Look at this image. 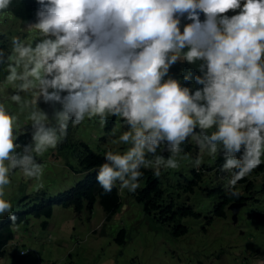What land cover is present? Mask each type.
I'll return each mask as SVG.
<instances>
[{"label": "clouds", "instance_id": "obj_1", "mask_svg": "<svg viewBox=\"0 0 264 264\" xmlns=\"http://www.w3.org/2000/svg\"><path fill=\"white\" fill-rule=\"evenodd\" d=\"M12 3L0 0V14ZM35 4L27 35L0 47V85L22 112L29 109L21 128L0 102V217L16 226L4 199L10 176L19 170L39 181L37 157L86 119L104 126L116 118L125 129L112 143L126 149L106 151L96 168L102 195L117 187L136 193L143 169L157 178L179 169L190 157L183 145L194 141L193 167L201 170L205 155L222 157L226 195L239 198L238 182L264 163V0ZM177 64L189 70L174 76Z\"/></svg>", "mask_w": 264, "mask_h": 264}, {"label": "rangeland", "instance_id": "obj_2", "mask_svg": "<svg viewBox=\"0 0 264 264\" xmlns=\"http://www.w3.org/2000/svg\"><path fill=\"white\" fill-rule=\"evenodd\" d=\"M14 19L9 14L0 16V34L8 42L13 35H27L22 31V22ZM187 67L177 64L171 73L175 76ZM23 95L29 98L27 93ZM0 102H5L9 111L18 116L21 128L28 126L25 117L29 109L22 112L8 99L2 85ZM114 124L113 130L108 132L98 119H86L79 126L69 125L67 136L86 143L102 155L108 150L123 151L126 145L112 143L124 131L118 119L114 118ZM190 143L193 151L189 159L183 160L179 169L162 171L158 179L164 191V202L172 201L175 207H190L198 217L186 216L161 224L153 214L145 213L127 190L121 192V205L108 219L98 202L91 212L85 206L78 213L72 208L55 206L48 220L27 216L13 226L14 239L0 258V264H264V173L253 170L246 176L253 186L251 192L245 194L249 197L245 205L226 207L225 217L214 216L219 198L209 196L208 192L225 189L223 177L226 174L218 171L224 161L222 157L212 159L205 155L198 171L193 167L197 149L194 141ZM57 149L37 157L44 165V175L39 181L24 177L19 170L10 176L12 182L4 190V199L13 204V213L32 206L36 196L56 195L84 178V173L74 172L67 166L77 167L73 157L76 152L60 157ZM193 171L202 174L189 193L185 190L195 180ZM144 183L142 178L140 188ZM5 218L0 217V221ZM44 221L46 228L42 227ZM177 225L186 227L187 233L175 238L172 229ZM122 229L125 238L123 245H119L115 239Z\"/></svg>", "mask_w": 264, "mask_h": 264}, {"label": "trees", "instance_id": "obj_3", "mask_svg": "<svg viewBox=\"0 0 264 264\" xmlns=\"http://www.w3.org/2000/svg\"><path fill=\"white\" fill-rule=\"evenodd\" d=\"M36 8L35 0H13L11 8L7 14L11 19H18L24 25L33 17L34 10ZM4 15V14H0ZM15 20V19H14ZM8 40L3 34H0V47L8 46ZM186 72L189 68H183ZM114 118H111L106 123V131L111 132L114 127ZM27 127V126H24ZM23 128V127H22ZM123 128V126H122ZM123 130H125L123 128ZM25 135H20V143L27 142ZM188 153L193 151V145L189 142L183 145ZM57 154L59 156L76 155L73 157L76 159L77 167L68 165L74 170V172L84 173L85 176L82 180L77 182L72 188L60 192L56 195L45 197L44 194L41 197L36 196L32 199V206L21 212H15L17 221L15 225L20 224L26 219L27 216L34 218L49 219L52 216L54 206H60L62 208H72L76 213L82 211L84 206L90 212L93 209V205L98 202L107 216V219L113 215L121 205V192L118 191V187L114 188L111 194L102 195V190L99 188L96 182V168L104 163V155L91 150L89 146L84 142H78L71 140L68 136L57 146ZM80 148V149H79ZM166 156L167 153H164ZM54 160V155L52 156ZM145 183L142 188H139L136 193H132L131 196L138 204L143 206V210L147 214H153L161 224H170L179 218L186 216L198 217V215L190 207H175L172 201L164 202V191L160 186L159 179L155 177L151 171L143 169ZM256 173H264V163L254 170ZM194 181L190 182L185 191L189 193L193 192V188L197 186L198 181L202 173L193 171ZM240 188H239V187ZM253 182L248 181L245 177L238 182L237 188L241 195L239 198H229L226 195L225 189H213L208 192L209 196H217L219 203L213 210L214 216L225 217L224 209L231 203H242L248 199L245 197L246 193L251 192ZM14 225L5 218L0 221V258L5 255V247L9 241L13 238L12 227ZM42 227H46V222L42 223ZM187 233V228L182 225L174 226L172 229L173 237L177 238ZM125 238V231L122 229L117 233L115 239L116 243L123 245Z\"/></svg>", "mask_w": 264, "mask_h": 264}, {"label": "water", "instance_id": "obj_4", "mask_svg": "<svg viewBox=\"0 0 264 264\" xmlns=\"http://www.w3.org/2000/svg\"><path fill=\"white\" fill-rule=\"evenodd\" d=\"M239 205H242V204H231L229 208H233V206H239Z\"/></svg>", "mask_w": 264, "mask_h": 264}]
</instances>
